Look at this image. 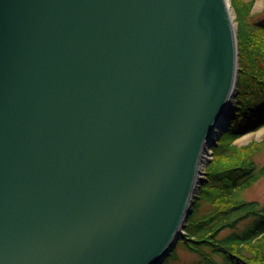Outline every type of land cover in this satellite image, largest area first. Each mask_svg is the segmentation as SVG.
<instances>
[{
	"label": "water",
	"instance_id": "1",
	"mask_svg": "<svg viewBox=\"0 0 264 264\" xmlns=\"http://www.w3.org/2000/svg\"><path fill=\"white\" fill-rule=\"evenodd\" d=\"M237 72L224 0H0V264H163Z\"/></svg>",
	"mask_w": 264,
	"mask_h": 264
},
{
	"label": "trees",
	"instance_id": "2",
	"mask_svg": "<svg viewBox=\"0 0 264 264\" xmlns=\"http://www.w3.org/2000/svg\"><path fill=\"white\" fill-rule=\"evenodd\" d=\"M251 6L252 1L243 9L242 23L250 32L264 33V20L254 24L249 16ZM246 39L238 42L241 65L235 105L211 148L206 179L191 206L184 227L186 238L180 241L183 249L198 254L204 264H264V206L233 198L235 190L257 178L252 177L257 168L254 153L264 143L239 148L233 144L264 127V44L259 46L250 35ZM176 251L165 263L176 258Z\"/></svg>",
	"mask_w": 264,
	"mask_h": 264
},
{
	"label": "rangeland",
	"instance_id": "3",
	"mask_svg": "<svg viewBox=\"0 0 264 264\" xmlns=\"http://www.w3.org/2000/svg\"><path fill=\"white\" fill-rule=\"evenodd\" d=\"M230 1V7H231V14L230 17H232V22L233 26L236 32V44H237V66H238V72L240 70V58L241 55H239V45L242 42H244L246 37L252 38V41H255L259 46L264 44V33L260 30H251L249 26H245L242 23V13L243 9L249 5V3L252 1V6L249 10V16L252 20V22L255 24H258L260 21L264 20V0H229ZM248 32V36H247ZM238 79V75H237ZM236 96H237V90L235 86V93L234 97L232 99V102L227 107V111L229 113L231 112L232 107L235 105L236 101ZM227 120V119H226ZM264 141V127L261 129L257 130L256 132L248 133L236 141H234V145H236L238 148L239 147H245L248 145H252L251 143H261ZM217 143V139L214 141L215 146ZM211 146V148L213 147ZM210 148V151H211ZM212 152V151H211ZM212 155H210V160L207 162L204 172L201 175L202 176V181L206 179V172H207V166L211 162ZM254 161L256 163V171L254 172L252 177H257L255 180H249L247 186L241 189H237L234 192L233 198L235 200H242V201H255L257 202L260 206H264V175L260 176V170L264 167V143L260 144L259 148L256 150L254 153ZM251 179V178H250ZM197 192L194 193L192 197V202L190 205H193L195 202L196 198L199 195V188L201 186V183L198 184ZM243 227H239V229H242ZM183 237L179 239L177 242V256L175 259L168 261L166 264H204V261L202 258L194 253L187 251L183 249L180 245V241L186 238V233L183 228ZM221 263V262H220ZM222 264V263H221Z\"/></svg>",
	"mask_w": 264,
	"mask_h": 264
},
{
	"label": "bare ground",
	"instance_id": "4",
	"mask_svg": "<svg viewBox=\"0 0 264 264\" xmlns=\"http://www.w3.org/2000/svg\"><path fill=\"white\" fill-rule=\"evenodd\" d=\"M224 1L226 3V7H227V10H228L229 14H231L230 1L229 0H224ZM231 19H232V17H231ZM237 75H236V83H235V86H236L237 81H238L237 80ZM231 102H232V100H231ZM227 107H228V105H227ZM227 110L224 113L223 118L221 117L220 121H222V120L225 121L226 119L228 120V117H230L229 115H230L231 112L229 113V111H227ZM221 126H223V123L222 124L220 123L218 127H215L212 130V133H211L210 138H212L213 141L217 138V136H220V134H221V130H220ZM210 155H212L210 150H207V149H204L203 150L202 155L200 157V165H199V168H198V172L196 174V181H197V183H196V186L194 188V193L197 192V188L199 186L198 184L201 183V181H202V176L201 175L204 172L203 170H204L207 162L210 160ZM194 193H193V195H194ZM182 233L183 232H181L179 235L182 236L183 235Z\"/></svg>",
	"mask_w": 264,
	"mask_h": 264
}]
</instances>
